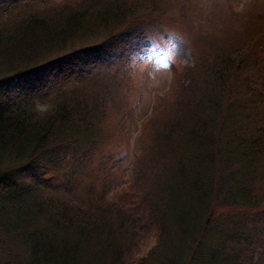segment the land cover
I'll list each match as a JSON object with an SVG mask.
<instances>
[{"label":"trees","instance_id":"16d2710c","mask_svg":"<svg viewBox=\"0 0 264 264\" xmlns=\"http://www.w3.org/2000/svg\"><path fill=\"white\" fill-rule=\"evenodd\" d=\"M235 3L227 17H256ZM163 5L0 0V264H264L263 18L208 35L217 57L186 40L202 67L178 72L167 119L138 125L115 190L104 106L146 60L131 49L168 36Z\"/></svg>","mask_w":264,"mask_h":264},{"label":"rangeland","instance_id":"374dc122","mask_svg":"<svg viewBox=\"0 0 264 264\" xmlns=\"http://www.w3.org/2000/svg\"><path fill=\"white\" fill-rule=\"evenodd\" d=\"M231 2L232 0H163L162 7L174 15L169 23V29H166L168 36L160 37L161 45L146 46L143 43L141 47L135 45L134 50L131 49L132 53L137 54V57L141 56L146 60L137 65H134V62L129 64L132 70H128L130 78L126 82V96L123 95L124 93L119 96L117 92H112V97L115 98L114 102L104 106L107 117L105 125H110L112 129L111 141L103 150L104 154L123 157L114 173L117 181L114 187L117 193L126 191V185L123 182L126 183L127 177L133 170L136 156L133 146L137 148V138L142 130L137 129L138 125L139 127L159 125L160 122L167 119V116L173 111L172 104L176 96L177 84L175 83L178 72L187 66H196L197 69L202 67L198 65V61L195 62L191 47L186 40L191 42L192 47L204 49L206 56L215 57L218 52L212 53L214 46L227 45L220 39L252 34L256 24L260 23V18L264 20V0H237L235 3L236 11L252 8L256 17L250 22L242 20V13L232 16L229 14L231 17L226 16L230 11L229 4ZM206 32L208 33L205 34ZM211 34L220 39H214L201 48L206 37L209 35L211 38ZM116 47L121 49L120 44L113 45L114 51H118ZM129 49L126 44V54ZM105 59L106 57L102 60ZM2 67L0 66V74L10 72V69L6 70L5 67ZM124 99L126 105L122 106L119 101ZM154 109H157L158 112L153 113ZM126 155L128 156L127 161ZM1 240L0 237V247L4 244Z\"/></svg>","mask_w":264,"mask_h":264}]
</instances>
